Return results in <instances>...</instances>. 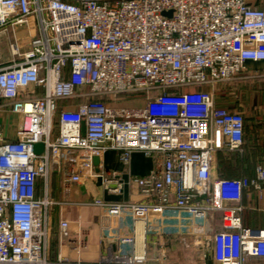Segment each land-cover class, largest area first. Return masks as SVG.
Returning <instances> with one entry per match:
<instances>
[{"label":"built area","instance_id":"2783aa9c","mask_svg":"<svg viewBox=\"0 0 264 264\" xmlns=\"http://www.w3.org/2000/svg\"><path fill=\"white\" fill-rule=\"evenodd\" d=\"M11 30L13 59L0 66V113L16 114L19 122L8 138L0 121V264L264 258V228L243 224L245 192L258 193L264 209V164L252 176L218 173L220 153L244 152L245 117L219 106L214 94L219 83L246 71L248 61H264V7L248 0H0V35ZM21 33L29 34L25 46ZM248 73L264 78V68ZM133 94L144 96L143 107L108 104ZM75 101V109L61 106ZM107 150L125 163L142 151L160 164L125 183L117 171H99ZM54 173L62 174L65 188L95 177L112 193L139 186L143 200H93L103 211L101 228L116 233L98 261L52 257ZM166 209L199 224L220 211L221 228L151 255L149 226H161ZM128 212L131 227L121 223ZM139 222L147 239L141 250ZM59 224L63 232L69 227L67 220Z\"/></svg>","mask_w":264,"mask_h":264},{"label":"crops","instance_id":"0c3cea01","mask_svg":"<svg viewBox=\"0 0 264 264\" xmlns=\"http://www.w3.org/2000/svg\"><path fill=\"white\" fill-rule=\"evenodd\" d=\"M251 1L258 7H264V0ZM245 68L247 72L261 70L264 68V61H248ZM259 80L264 81V78H259ZM220 85L219 83L214 90L217 104L235 110L229 101L219 95ZM132 96H123L117 102L109 101V104L126 107L123 105V102L134 99ZM78 103L77 101L67 103L64 107L75 109ZM133 107L136 106L134 105L129 108ZM0 121L5 126V132L8 138H14L19 116L10 112L0 113ZM252 122L253 125L251 126L250 124L249 126L248 123L245 131L244 152L243 154H239L241 155L238 161L239 170L229 177H239L241 174L252 176L255 166L257 164H264V117H254ZM159 164L160 157L147 155L142 151L133 152L130 161L125 163L121 160L118 151L107 150L102 156L99 171H117L120 178L126 183L132 177L149 175L153 170L158 168ZM52 196L57 201L54 207V239L55 247L57 248L54 258L61 255L63 258L69 260L81 259L86 262L98 261L103 254L107 253L111 244L105 238L107 231L102 229L100 225V217L103 211L100 207L93 204V200L95 198H102L106 202H126L144 199L139 186L134 182L124 185L120 193H112L105 190L101 177L87 178L81 182L72 183L68 188H65L62 185L61 173H54L52 176ZM243 204V224L251 228H264V209L258 193L255 191L245 192ZM124 216L121 218L122 224ZM61 220H67L69 222V227L64 232L59 227ZM220 228L221 224H219L217 229ZM139 231L142 232V226H139ZM146 242V237L142 233H138L139 250L142 249L143 243L146 244ZM127 248L129 250V247ZM147 252L149 253L148 243ZM192 255L198 257V253L195 251L192 252ZM208 261H214L212 256L209 257ZM246 264H264V258L247 257Z\"/></svg>","mask_w":264,"mask_h":264},{"label":"rangeland","instance_id":"374dc122","mask_svg":"<svg viewBox=\"0 0 264 264\" xmlns=\"http://www.w3.org/2000/svg\"><path fill=\"white\" fill-rule=\"evenodd\" d=\"M250 4H254L248 0ZM23 40L21 45L25 46L28 42V33H21ZM15 32L11 30L8 34L0 35V66H5L13 59L11 44L14 42ZM257 79V80H255ZM251 78L247 71H243L231 81L220 83L221 89L219 95L229 101L230 105L235 110L243 112L247 118L249 126L253 125L254 117H264V81L259 78ZM260 81V82H259ZM134 95V94H133ZM132 96V95H131ZM134 99H129L123 102L126 107L136 106L142 107L146 103V99L142 95L132 96ZM131 97V98H132ZM122 104V103H121ZM227 161L223 154H219L216 158L217 171L225 176H231L239 169V159L241 155L236 153L227 154ZM185 216V217H184ZM178 219L176 210L166 209L164 220L161 226H149L148 236V251L149 254L159 256L160 248L165 244H182L185 241L194 239L195 233H202L204 230H216L221 222V212L216 211L209 214L205 219L206 224L198 223L190 218H186V214ZM123 224L132 226L131 213H126L123 218ZM105 238L109 243L116 241V233L107 231ZM51 253L54 258L57 252L55 247L54 231L51 241ZM59 250V246H58ZM81 251V250H79Z\"/></svg>","mask_w":264,"mask_h":264},{"label":"water","instance_id":"95a60500","mask_svg":"<svg viewBox=\"0 0 264 264\" xmlns=\"http://www.w3.org/2000/svg\"><path fill=\"white\" fill-rule=\"evenodd\" d=\"M20 27L21 28H24L25 27V24H22V25H20ZM82 126H83V132H84V129H85V125H84V123L82 124ZM35 152H37V153H39V152H41L42 150H43V144L42 143H37V144H35ZM94 163L96 164V165H99V163H100V158L99 157H94Z\"/></svg>","mask_w":264,"mask_h":264},{"label":"trees","instance_id":"16d2710c","mask_svg":"<svg viewBox=\"0 0 264 264\" xmlns=\"http://www.w3.org/2000/svg\"><path fill=\"white\" fill-rule=\"evenodd\" d=\"M65 104H67V102H61V106H64ZM108 104H109V102H108ZM243 113V112H242ZM243 115H244V117H245V131H246V128H247V126H248V118H247V116L243 113ZM220 154H223V155H225L226 157H224L225 158V160L227 161V158H228V155L227 154H231V153H220ZM222 176H225V174H221Z\"/></svg>","mask_w":264,"mask_h":264},{"label":"bare ground","instance_id":"6f19581e","mask_svg":"<svg viewBox=\"0 0 264 264\" xmlns=\"http://www.w3.org/2000/svg\"><path fill=\"white\" fill-rule=\"evenodd\" d=\"M139 226H142V232L141 231H139ZM144 226H143V223L142 222H139L138 223V233H142L143 235H144Z\"/></svg>","mask_w":264,"mask_h":264}]
</instances>
